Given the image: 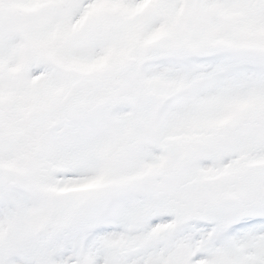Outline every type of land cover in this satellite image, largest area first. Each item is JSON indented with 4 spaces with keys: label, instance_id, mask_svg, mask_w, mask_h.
<instances>
[{
    "label": "snow or ice",
    "instance_id": "snow-or-ice-1",
    "mask_svg": "<svg viewBox=\"0 0 264 264\" xmlns=\"http://www.w3.org/2000/svg\"><path fill=\"white\" fill-rule=\"evenodd\" d=\"M0 264H264V0H0Z\"/></svg>",
    "mask_w": 264,
    "mask_h": 264
}]
</instances>
